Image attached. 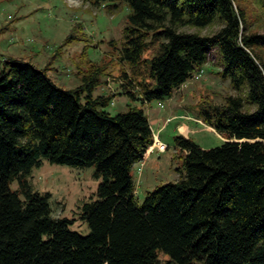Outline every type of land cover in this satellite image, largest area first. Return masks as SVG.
I'll use <instances>...</instances> for the list:
<instances>
[{
	"label": "trees",
	"instance_id": "obj_1",
	"mask_svg": "<svg viewBox=\"0 0 264 264\" xmlns=\"http://www.w3.org/2000/svg\"><path fill=\"white\" fill-rule=\"evenodd\" d=\"M118 1L129 9L119 61L130 71L119 77L120 95L140 108L105 110L113 95L93 96L103 66H91L73 90L30 64L0 70V264H264V62L255 52L264 35L248 33L234 0ZM214 23L212 35L182 31ZM216 47L219 75L236 94L196 110L225 140L204 150L175 137L178 178L139 205L130 170L153 143L147 106L171 99ZM43 160L92 166L101 177L96 199L81 209L88 234L54 219L50 194L27 182Z\"/></svg>",
	"mask_w": 264,
	"mask_h": 264
},
{
	"label": "rangeland",
	"instance_id": "obj_2",
	"mask_svg": "<svg viewBox=\"0 0 264 264\" xmlns=\"http://www.w3.org/2000/svg\"><path fill=\"white\" fill-rule=\"evenodd\" d=\"M234 2L243 13L248 33L264 35V0ZM128 14L126 4L118 0H0V70L8 61L30 64L44 70L58 88L73 90L82 84L81 78L91 66H103L106 75L101 76V85L106 84L104 93L113 95L105 110L116 115L126 112L127 106L140 108L137 101L120 95L119 77L130 71L128 65L119 61ZM218 28L214 23L203 30L184 28L182 31L212 35ZM255 52L264 62V50L256 48ZM151 55L146 52L143 57ZM221 64L222 55L216 47L210 51L207 62L174 91L171 99L150 104L161 108L158 127L164 123L165 126L159 138L169 148L160 152L152 143L147 151L151 156L131 168L139 205L147 192L178 178L182 159L174 144L175 137H186L204 150L224 142V137L197 119L196 110L205 99L219 104L224 97L236 94L229 81L219 75ZM100 88L94 90V96H99ZM153 128L156 131V126ZM26 180L32 190L50 194L54 219H68L72 222L71 231L88 234V226L80 214L83 204L96 199L101 177L94 167L55 165L43 160ZM11 189L17 190L18 184L13 182Z\"/></svg>",
	"mask_w": 264,
	"mask_h": 264
},
{
	"label": "crops",
	"instance_id": "obj_3",
	"mask_svg": "<svg viewBox=\"0 0 264 264\" xmlns=\"http://www.w3.org/2000/svg\"><path fill=\"white\" fill-rule=\"evenodd\" d=\"M101 88H100V92H99V96L100 95H105L106 93H104L105 92V90H106V84H103V85H101L100 86ZM106 87V88H105ZM93 96H94V94H93ZM96 97V96H95ZM161 113H162V111H161V108L160 107H157V106H155L154 108L152 107V106H147V110H146V115H147V118H148V122H149V124H150V127H151V130H152V132L153 133H156L157 134V137H158V140L160 141V143H162L166 148H167V150H168V144L167 143H165V142H162L161 140H160V138H159V133L161 132V130L163 129V127L165 126V123L161 126V127H158V125H159V123H160V120H161ZM169 119H171V118H169ZM156 126V131L154 130V128L153 127H155ZM208 129L209 130H211V131H213V132H215L213 129H211V128H209L208 127ZM166 150V151H167ZM159 154H162V153H159ZM151 155L149 154V156H147L144 160H146V159H148L149 157H150ZM176 181V180H175Z\"/></svg>",
	"mask_w": 264,
	"mask_h": 264
},
{
	"label": "built area",
	"instance_id": "obj_4",
	"mask_svg": "<svg viewBox=\"0 0 264 264\" xmlns=\"http://www.w3.org/2000/svg\"><path fill=\"white\" fill-rule=\"evenodd\" d=\"M153 144H154L153 147H155V148L157 147V150H159L160 152H163L166 149V147L164 145H163L164 149H162L160 147L162 145V143H160V141L158 140L157 134H154V133H153ZM149 153L150 152H147L146 155L149 154ZM146 155H145V157H146Z\"/></svg>",
	"mask_w": 264,
	"mask_h": 264
},
{
	"label": "bare ground",
	"instance_id": "obj_5",
	"mask_svg": "<svg viewBox=\"0 0 264 264\" xmlns=\"http://www.w3.org/2000/svg\"><path fill=\"white\" fill-rule=\"evenodd\" d=\"M160 147L162 148V145Z\"/></svg>",
	"mask_w": 264,
	"mask_h": 264
}]
</instances>
